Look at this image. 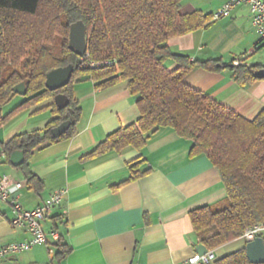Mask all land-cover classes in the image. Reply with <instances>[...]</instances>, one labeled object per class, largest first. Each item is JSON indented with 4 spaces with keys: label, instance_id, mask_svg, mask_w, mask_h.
<instances>
[{
    "label": "crops",
    "instance_id": "0c3cea01",
    "mask_svg": "<svg viewBox=\"0 0 264 264\" xmlns=\"http://www.w3.org/2000/svg\"><path fill=\"white\" fill-rule=\"evenodd\" d=\"M224 3L183 0L180 10L213 15ZM168 44L193 60L221 58L227 64L241 60L264 66V42L246 3L228 16L212 18L202 28L170 38ZM167 65L170 70L178 66L173 61ZM185 81L248 119L264 110V78L241 86L227 69L211 72L196 67ZM74 95L81 113L73 135L42 144L29 160L30 169L43 182L39 191L30 188L22 170L7 161L2 145L23 131L36 129L41 113L49 114L47 122L51 120L54 115L48 107L54 98L22 109L0 126V176L23 183L16 194L23 208L33 209L55 191H66L61 204L42 222L48 243L15 253L0 264H183L201 254L198 248L205 244L190 212L225 201L227 190L218 169L205 155L191 157V141L170 128L153 134L142 150L128 148L83 158L107 135L135 121L139 108L137 96L125 84L96 89L93 81L84 80L74 85ZM4 107L2 115L9 111ZM139 159L150 172L120 184L131 175L129 165ZM12 218L11 205L0 202V248L30 237L12 226ZM51 231L70 248L66 256H56L58 242ZM246 243L241 236L213 249L216 260L245 248Z\"/></svg>",
    "mask_w": 264,
    "mask_h": 264
},
{
    "label": "trees",
    "instance_id": "16d2710c",
    "mask_svg": "<svg viewBox=\"0 0 264 264\" xmlns=\"http://www.w3.org/2000/svg\"><path fill=\"white\" fill-rule=\"evenodd\" d=\"M183 0H0V126L19 111L58 93L70 103L58 109L44 128L23 131L2 149L10 162L12 152L21 150L25 160L18 167L30 188L39 191L42 180L30 169L29 160L44 143L67 139L75 132L81 107L74 85L84 80L96 89L125 84L137 96L138 118L107 135L83 158L128 148L142 150L149 138L170 128L191 141L190 156H207L218 169L227 190L224 202L190 212L195 231L208 249H215L243 235L253 225L264 226V110L248 119L221 104L205 92L191 87L186 77L196 68L220 72L229 70L235 81L248 86L259 78L254 73L264 66L239 60L227 64L221 58L193 60L174 52L168 41L208 24L212 14L195 11L183 14ZM83 21L87 28V51L96 61L113 63L97 68L84 65L68 47L70 26ZM168 61L177 63L168 68ZM72 64L70 82L56 91L46 88V75ZM25 82L26 98L4 115L1 109L16 96L13 87ZM75 122L56 138L52 129L71 116ZM144 160L133 161L131 175L120 184L137 180L150 172ZM264 239V231L259 234ZM57 257L70 251L59 239ZM214 264H253L246 247Z\"/></svg>",
    "mask_w": 264,
    "mask_h": 264
},
{
    "label": "built area",
    "instance_id": "2783aa9c",
    "mask_svg": "<svg viewBox=\"0 0 264 264\" xmlns=\"http://www.w3.org/2000/svg\"><path fill=\"white\" fill-rule=\"evenodd\" d=\"M246 3L250 7L253 25L264 42V0H225L224 5L213 14V19H219L223 16L230 15L231 11L239 4ZM84 65L91 68H97L110 65V60L96 61L90 58L87 51L85 55L80 57ZM234 64L238 65L239 60H235ZM23 187L21 181H16L7 175L0 176V202L11 205L13 218L11 224L16 229H23L29 233L30 237L26 241L10 243L0 248V260L10 257L15 253L27 251L36 245L47 244L48 237L43 229L42 222L49 216L51 211L59 206L62 202L64 189H60L51 194V196L41 205L33 209H25L17 201V193ZM264 231L262 224L253 225L245 230L242 237L248 242L259 236ZM51 236L56 243L59 241V235L56 231H51ZM50 252L53 250L50 248ZM216 260L214 250H208L206 253L195 254L185 260L183 264H212Z\"/></svg>",
    "mask_w": 264,
    "mask_h": 264
},
{
    "label": "water",
    "instance_id": "95a60500",
    "mask_svg": "<svg viewBox=\"0 0 264 264\" xmlns=\"http://www.w3.org/2000/svg\"><path fill=\"white\" fill-rule=\"evenodd\" d=\"M68 47L78 56H83L87 52V28L83 21H77L70 26L69 43ZM74 66L72 64L65 67H58L46 75L45 86L51 91H56L66 86L72 77ZM257 78H264V67L259 68L254 73ZM14 94L25 95L27 94V86L23 81L13 87ZM54 102L58 109L67 107L70 103L69 97L64 93H58L54 97ZM71 116L68 120L63 121L58 126L52 129L54 137L58 138L64 134L70 126L75 122L74 110L70 109ZM25 160L24 152L16 150L10 156V162L13 166L19 167ZM18 194V193H17ZM208 248L205 245H200L198 248L199 253H206ZM247 257L253 264H264V239L256 236L252 241L246 243Z\"/></svg>",
    "mask_w": 264,
    "mask_h": 264
},
{
    "label": "rangeland",
    "instance_id": "374dc122",
    "mask_svg": "<svg viewBox=\"0 0 264 264\" xmlns=\"http://www.w3.org/2000/svg\"><path fill=\"white\" fill-rule=\"evenodd\" d=\"M26 98L25 95H16L12 101L10 103H8L5 107H4V111L10 110L11 108H13L15 105L19 104L20 102H22L24 99ZM44 112V111H42ZM40 116V117H39ZM38 117L40 119L39 125L37 126V128H44L45 124H46V120L47 118H49V114H40ZM1 150V148H0Z\"/></svg>",
    "mask_w": 264,
    "mask_h": 264
},
{
    "label": "flooded vegetation",
    "instance_id": "af4514ba",
    "mask_svg": "<svg viewBox=\"0 0 264 264\" xmlns=\"http://www.w3.org/2000/svg\"><path fill=\"white\" fill-rule=\"evenodd\" d=\"M15 95H20V94H15ZM25 96H26V94H25Z\"/></svg>",
    "mask_w": 264,
    "mask_h": 264
}]
</instances>
